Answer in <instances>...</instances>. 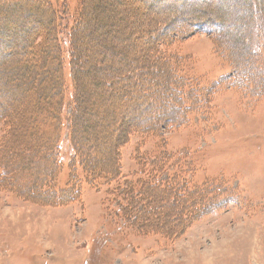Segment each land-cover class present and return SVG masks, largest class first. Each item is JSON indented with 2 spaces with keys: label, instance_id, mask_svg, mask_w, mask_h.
Instances as JSON below:
<instances>
[{
  "label": "rangeland",
  "instance_id": "374dc122",
  "mask_svg": "<svg viewBox=\"0 0 264 264\" xmlns=\"http://www.w3.org/2000/svg\"><path fill=\"white\" fill-rule=\"evenodd\" d=\"M185 1L49 0L53 8L60 4L67 10V25L81 16L82 6L89 9L93 62L101 59L104 65L82 76L80 83L84 104L93 105V124L85 133L92 130L96 146L87 147L93 161L87 170L94 169L102 180L99 185L82 182L79 192L75 183L65 186L69 171L78 172L80 179L85 172L65 142L67 134L57 141L50 134L56 118L48 112L60 110L59 97L48 106L37 97L36 106L28 98L15 102L7 98L9 92L0 94V264H264V41L256 36L262 31L259 24L264 25V0H216L218 5L205 4L202 15L191 13L192 7L187 10L192 2ZM8 5L15 8L11 14H23L13 23L29 22L22 0ZM169 7L182 13L167 18ZM35 10L46 14L41 5ZM203 15L224 22L215 35L194 25ZM162 17L165 24L159 29ZM23 27L14 39L19 45ZM171 29L190 30L180 35ZM38 35L36 44L45 37ZM255 37L263 57L250 62L247 83L239 88L223 83L233 70L246 67ZM79 46L84 52V45ZM27 52L23 64L30 58ZM64 55L59 73L65 85L66 126L78 76ZM14 68H7L11 75ZM21 68L27 73L23 82L33 85L32 67ZM118 68L126 78L114 73ZM138 71L144 72L141 77ZM100 73L108 81L99 84ZM171 105L180 108L172 112L175 117L178 111L175 121L186 123L161 126L159 132L167 150L188 167L181 160L155 168L140 163L136 151H150L154 142L143 137V145L136 134L121 148V162L115 159L119 148L113 145L128 138L121 128L148 124L151 117L157 122ZM44 120L48 126L38 127ZM134 130L138 132H126ZM48 136L52 143L46 146ZM104 162L115 172L109 183L103 180ZM184 171L189 187L204 184L203 192L193 198L169 196L171 176L180 180ZM50 175L55 176L51 185L56 191L41 181ZM151 178L155 189L146 183ZM197 199L202 206H195Z\"/></svg>",
  "mask_w": 264,
  "mask_h": 264
},
{
  "label": "trees",
  "instance_id": "16d2710c",
  "mask_svg": "<svg viewBox=\"0 0 264 264\" xmlns=\"http://www.w3.org/2000/svg\"><path fill=\"white\" fill-rule=\"evenodd\" d=\"M187 1L192 2V4H189L187 10H189L192 7L190 12L192 13L198 11L199 15L203 14L201 12L205 10L206 7L205 4L207 5L209 4L211 5L214 3L217 5L219 4V1L216 0H186L185 2ZM14 2L15 0H0V15H2V18H0V28H2L0 29V75L3 76V79H1L0 77V94L9 92L7 98L10 99V101H15V102L28 98L29 100L34 101L36 106L39 104L38 102H35V98L37 99V97L39 99L45 100L47 106L51 104L55 96L59 97L60 105L58 108H60V110H58L57 113L55 114H51L50 111L48 112V114H50L51 117L56 118V124L54 122V127H53L54 129H52L50 134L55 133L53 137L54 141H57L58 136L60 137L61 140L63 139L62 137L63 134L64 133L67 134L68 140H65V142L70 147L69 149H72L71 152L75 150V156H73V158H75V162L78 161V163L81 165V168H84L83 171L85 172V175H83V179H80L78 177L80 176L78 172L77 173L75 172V174L72 173L70 174L69 171L68 177L65 181L66 183L65 186L69 187L71 184L73 185V183H75L77 184L76 190L79 192L82 182H85L88 185L91 184L99 185L98 183L100 182H98V180H102L99 179L100 176L99 175L97 176V173L93 171L94 169L87 170V168L90 165L89 162H93L92 159L88 158V155L90 157L91 154L86 153L87 147L92 148L96 146V143H93V141L90 139L92 136L91 134L92 130L87 131V133H85L86 131L85 128L93 124L94 118L91 113L93 105L91 103L84 104V100H85L84 94L86 93L84 92L83 89L84 86L82 85V83H80V79L82 76L89 75V73H92L93 69H95L96 67H98L99 70H102L103 68L102 66L104 65L103 62H101V59L95 60V62H93L92 54L95 48H93L91 44L92 43L91 40L94 39L93 36L94 26L90 23V17L88 15L89 9L86 7V5L82 6L81 16L76 17V19H72L70 25H67L66 23L67 15L65 14L67 10L61 7L60 4H58L57 6L58 8L54 7L57 9H54L53 6H51L49 0H22V4H24V8L27 9L26 13L24 12V14L29 19V22L26 23L24 22L23 24L22 23L17 24V23H13V18L16 19L23 18L22 16L23 14L20 12L17 14H15V12L14 14H11L13 12V9L15 8H13V6L8 4ZM40 5L44 7L46 14H41L39 10H35L37 8L39 9ZM144 8L148 9V7H144ZM169 10H171V13H169L170 16L167 18L175 19L176 17L180 16V14L182 13V11L181 12L175 11L174 7L171 8L169 7ZM34 11H36L37 16L34 14ZM162 18L164 19L160 18L161 22L160 20L158 21L157 26L159 29L165 24L166 17H162ZM200 18H202V20L196 21L194 25L195 24L203 25L207 29L211 30V32L214 35L217 29L220 26H222L224 23L223 21H219L218 23L216 21H213L212 17H206L204 15ZM3 24L6 25L7 28H3L2 27ZM22 25L24 26L23 28L26 30V32L21 36L22 42L20 43L21 45H19L17 42L14 41V39H16L17 37V31H16L17 28H20ZM26 25L29 27V30L26 27ZM259 26L263 32L258 30L256 36H261L264 41V25L259 24ZM171 30H173L174 34H177L179 31L180 35H183L187 33L190 29H188L186 32L180 31V29L178 30L171 29ZM169 32L170 31L166 32L165 34L168 35ZM43 33L45 34V37H43V41H48L49 42L48 46H45L46 44L45 42H44L45 44L43 45V41H40L39 43L36 44L33 40L34 37L37 36L38 34H39L38 37L41 38L43 36ZM246 40L248 41L247 38ZM213 42L216 45V42L215 41ZM79 44L84 45L82 46L83 47L82 50H85L84 52L81 51V47L79 46ZM250 45L253 47V52H255L256 55L249 50L250 57L248 59L249 62H247L246 67L241 69L237 68L233 70L231 74H229L224 79L223 83L237 88L243 87L247 83L251 75L250 72L251 69L247 67H250L252 65L251 63H254V58H256V56L259 57L261 55L263 57V54L261 53V49H260V43L258 42V39L256 37ZM218 48L220 49V47ZM26 51H28L27 53L30 55V58L24 61L25 64H23V58H25ZM64 53H66L69 62L71 61L73 62L74 64L73 71L78 76V81L77 83L74 84L75 91L72 94H70L71 98L70 101H68L70 103L72 102V105H74V110H72L73 115H71V118L67 119L66 126L62 116L63 107L65 105V102H67L63 97L64 95L66 96L65 85L63 82L64 80L61 77V74L59 73V71L61 70L60 66L63 67L64 64L63 61L65 57ZM2 67H5L4 68L5 70L1 69ZM12 67L13 68L15 67L14 69H11L13 71L12 72L13 75H11V72L8 71V69ZM21 67H29V68L32 67L35 78V80L33 81V85L31 84V82H29L28 84L23 82V79L26 78L27 73H26V68L24 69L25 71L24 72L22 71ZM48 70L50 71L56 70V72H50V71L48 72ZM153 70L151 69V71ZM115 71L116 72L114 73H119L121 76H124V78H126L124 73L121 72L119 68L115 69ZM142 71L137 72V75H139L138 77L142 76V74L144 73ZM148 73L150 74L151 72L148 71ZM99 77H100L99 84L103 83L104 80H107V78H105V76H103L101 73ZM7 79H8V83L5 82ZM131 85L136 87L137 84L136 82H134ZM98 90L101 94L104 95V92L100 90V87H98ZM34 91H38V92L36 93ZM10 107L11 109L9 108V112L10 111L13 112L14 105ZM174 109L180 110L179 107L177 108L175 105L173 106L171 105L170 108L167 110V112L159 115L157 122H153L156 119H154V117H151V120L149 121L148 124L139 125L132 123L125 128L124 127L121 128V135L123 136L122 132L123 133L125 132L126 136L124 135V138L127 137L128 138L126 140L122 139L121 141H118L113 145V148L116 146L117 148H119L118 155H116L117 150H115V154H114L115 159L121 162L120 161V159L122 158L121 148L123 147V145L125 146L127 144L129 137L131 135L136 134V135H141L140 138L151 137L148 140L154 142V144L150 148V151L149 150L143 152L136 151L135 156L139 158L140 163L145 162L146 164L151 165L152 168H155L157 165L166 166L174 162L175 163L180 162L181 160L180 158H176L172 153H170L167 150L166 148L167 140L164 137V134H161L159 132V127L161 126H163L164 129L165 128L172 129L177 125H183L186 123V120L182 118L181 121H179L178 123L175 121V118L179 114L178 111L175 110L176 116L172 117V112L174 111ZM31 120L33 121V119ZM120 120L123 121L122 119ZM96 121L100 122V120L98 119H96ZM118 121L116 120V122ZM48 124L49 122H47V120H44L39 123L38 127L48 126ZM122 124L124 125V123ZM131 128H135L138 132H136L135 130L133 132H126ZM83 132H84L83 137H81V140H78L77 136ZM43 143L46 146L50 145L52 143V139H50V136H48L47 139L44 138ZM145 143L146 140L145 138H143V145H145ZM79 145L81 147L78 150ZM116 160L114 164L116 168L115 171L117 170L119 172ZM181 161L184 166L188 167V164L185 163L184 159H182ZM102 164L101 166L102 169L104 168V172L105 170H107V174H104L103 177L105 178L103 180L105 181L107 180V182L105 183H109L113 181V179L115 178V172L113 173L112 169H109V167H111L110 165H112L111 163L104 162ZM183 173L184 174L181 175L182 178L180 180H178L174 176H171L172 177L171 183H169L168 188L173 190H167L169 196H173L177 198L180 195L183 197L193 198L195 196V193L200 195L199 192H203L204 184L196 190L194 187L190 188L189 187L190 181L188 180L190 177L186 175L185 171ZM54 178H55L54 175H50L48 176V178L41 179V181L43 184L47 185L49 189L56 191V189L51 185V181H53ZM146 183L151 189H155L154 187L156 186V181L154 179L152 178L148 179V182ZM127 188L131 189V186L128 185ZM59 189H57L58 193H60ZM204 191L206 194H208L207 188ZM141 194L142 193L138 191V195ZM201 200L202 199H197L195 201L196 203L195 206H197V204H199V206H202Z\"/></svg>",
  "mask_w": 264,
  "mask_h": 264
}]
</instances>
